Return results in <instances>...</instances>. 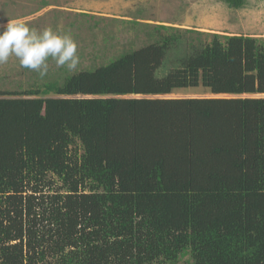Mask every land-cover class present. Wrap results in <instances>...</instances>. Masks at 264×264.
Masks as SVG:
<instances>
[{"label": "trees", "instance_id": "obj_1", "mask_svg": "<svg viewBox=\"0 0 264 264\" xmlns=\"http://www.w3.org/2000/svg\"><path fill=\"white\" fill-rule=\"evenodd\" d=\"M132 23L0 91V264H264V38Z\"/></svg>", "mask_w": 264, "mask_h": 264}, {"label": "rangeland", "instance_id": "obj_2", "mask_svg": "<svg viewBox=\"0 0 264 264\" xmlns=\"http://www.w3.org/2000/svg\"><path fill=\"white\" fill-rule=\"evenodd\" d=\"M13 19L41 32L62 26V34L71 35L76 42L80 61L75 70L67 68L68 74L96 68L131 47L143 46L150 28L134 21L264 38V0H246L237 10L221 0H0V28ZM47 64L48 70L57 65L51 58ZM31 71L10 56L0 63V91L26 84L33 76ZM196 96L210 97L199 90L178 91L167 97Z\"/></svg>", "mask_w": 264, "mask_h": 264}, {"label": "clouds", "instance_id": "obj_3", "mask_svg": "<svg viewBox=\"0 0 264 264\" xmlns=\"http://www.w3.org/2000/svg\"><path fill=\"white\" fill-rule=\"evenodd\" d=\"M14 56L22 68L36 72L41 78L47 75L49 58L57 66L75 70L79 64L77 44L69 34H62V26L42 32L30 28L24 21L13 19L0 28V63Z\"/></svg>", "mask_w": 264, "mask_h": 264}]
</instances>
